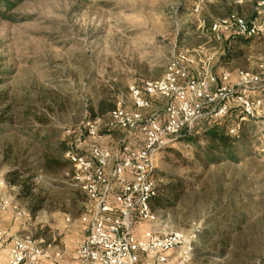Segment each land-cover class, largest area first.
<instances>
[{
	"label": "rangeland",
	"instance_id": "1",
	"mask_svg": "<svg viewBox=\"0 0 264 264\" xmlns=\"http://www.w3.org/2000/svg\"><path fill=\"white\" fill-rule=\"evenodd\" d=\"M233 15L261 25L249 44L232 21L214 38L213 24ZM178 50L209 59L216 74L224 66L232 83L238 71L264 72V0H19L0 15V201L26 212L21 233L52 239L78 225L90 202L62 148L88 139L94 118L89 143L120 148L129 136L108 126L110 105L134 108L131 87L164 77ZM229 51L238 57L223 63ZM248 95L264 104V91ZM164 104L152 99L157 114ZM241 111L234 101L216 121L231 126ZM256 112L240 126L236 159L206 161L204 121L186 132L190 141L160 149L157 219H137L135 231L182 232L193 247L187 264H264V105ZM15 170L19 185L9 183ZM30 201L42 205L33 215Z\"/></svg>",
	"mask_w": 264,
	"mask_h": 264
},
{
	"label": "built area",
	"instance_id": "2",
	"mask_svg": "<svg viewBox=\"0 0 264 264\" xmlns=\"http://www.w3.org/2000/svg\"><path fill=\"white\" fill-rule=\"evenodd\" d=\"M231 21L238 37L251 38L262 29L259 24L233 15L213 24L214 38L221 39V30L228 28ZM167 64L164 77L131 87L134 108L118 106L109 112L111 128L129 135L136 131L144 134L141 149L127 142L117 150L89 143L97 134L98 120L94 118L87 122L88 139L78 140L64 152L74 167V180L81 184L90 202L88 211L81 216L86 223V236L73 255L79 264H148V259L153 260L152 264H187L193 247L182 232L148 228L139 236L135 231L137 219H157L150 206L159 192L155 156L176 137L191 131L195 123L226 116L234 101L241 103L242 113L229 132L237 137L241 124L264 105L261 99L248 95L251 90L264 91V72L238 71V82L232 83L229 70L216 74L209 59L200 64L184 50H178ZM151 97L165 99L162 114L143 113L151 108ZM9 206L7 199L0 201V247L8 236L1 212ZM10 238L8 259L0 264H38L50 257L51 245L42 239L30 234ZM55 255L59 257L61 252Z\"/></svg>",
	"mask_w": 264,
	"mask_h": 264
},
{
	"label": "crops",
	"instance_id": "3",
	"mask_svg": "<svg viewBox=\"0 0 264 264\" xmlns=\"http://www.w3.org/2000/svg\"><path fill=\"white\" fill-rule=\"evenodd\" d=\"M223 67L221 68V71L224 70ZM151 98L153 99L155 97H151ZM152 112H155L153 106L143 111L145 115H148ZM136 133L135 135L127 134L129 137L128 139L124 140L123 143L127 142L133 148L141 149L144 144V136L141 139V141H137V139H135ZM111 169H112V166L108 168V172H110ZM10 206L5 211L1 212V218L3 219V226L8 232V236L4 239V242L0 247V253H1L0 262H6L8 259L7 252H8L9 247L12 244L10 237L12 235L24 234V233H21L22 230L27 229L26 226L22 227V224H24L23 221H26L25 223L27 224L28 223L31 224L30 220L22 219V216L26 215L25 214L26 212H23L22 210H18L17 206L11 205V203H10ZM89 207L90 205L85 202L83 204L82 210L84 212L88 211ZM82 215H83V212L80 213V216H79L80 220L77 226H73V228L68 227L66 229H62V231L58 232V236H54V238L52 239L47 238V237L41 238L46 243H49L51 245L49 249L50 257L46 259H41L38 264H79L76 260L73 259V255L76 252L75 250L79 242L82 241L86 236V223L82 221V217H81ZM142 234L138 233L139 236H141ZM57 251L61 252V256L58 257L55 255ZM146 261L148 264H152L153 262L152 259H148Z\"/></svg>",
	"mask_w": 264,
	"mask_h": 264
},
{
	"label": "trees",
	"instance_id": "4",
	"mask_svg": "<svg viewBox=\"0 0 264 264\" xmlns=\"http://www.w3.org/2000/svg\"><path fill=\"white\" fill-rule=\"evenodd\" d=\"M19 0H0V15L4 16L6 11H8L13 5H15ZM3 10V11H2ZM236 39L239 40H243L246 44H249V38H244V37H235ZM231 51H229L228 53L224 54V56L222 57V62L225 63L226 61H228V58L230 57H238L239 53H230ZM226 58V59H225ZM105 105L104 102L102 101L100 103V110L104 111ZM110 107H114L115 106L113 104L110 105ZM211 122V123H210ZM210 126L207 127V129L203 130V135L204 137L208 140V149H207V153H206V161L211 162H217V161H221L223 159H236L235 157V153L239 150V148H241L239 145L241 144L242 146L244 145V143L242 142V140L240 139V136H233L230 134L229 132V128L232 126H228L227 124H224L223 122L220 121H216L215 120H211ZM5 121L4 119H0V128L4 125ZM235 125V123L233 124ZM190 134L187 133H183L181 136L179 137H185V140H191L190 138ZM47 136H44V138H46ZM68 147H63V151H65ZM61 149V150H62ZM66 160V159H65ZM48 161H55V162H59V160H53V159H49ZM67 161V160H66ZM61 163V161L59 162ZM63 163V162H62ZM65 163V162H64ZM11 174L13 175V177L10 179L9 183H11L12 185H19V181H18V176H21L22 173H20L19 171L15 170L14 172H11ZM26 197L30 196V187L29 185H27L26 188ZM158 195L155 196L152 201H151V209L153 211H155V208L157 207V205L160 204V202L158 201ZM42 208V205L37 204L36 202L30 201L29 204V211L31 212V214H35L37 211H39ZM221 235H223V232H221ZM220 255H223V252H221Z\"/></svg>",
	"mask_w": 264,
	"mask_h": 264
}]
</instances>
